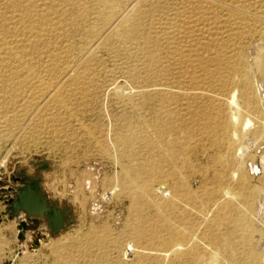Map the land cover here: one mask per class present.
<instances>
[{"label":"rangeland","instance_id":"374dc122","mask_svg":"<svg viewBox=\"0 0 264 264\" xmlns=\"http://www.w3.org/2000/svg\"><path fill=\"white\" fill-rule=\"evenodd\" d=\"M247 84L254 92L264 84V0H0V264H67L70 256V264H97L102 253L82 255L75 240L124 229L132 153L135 170L147 157L164 169L187 162L204 170L193 158L191 113L204 119L203 108L217 106L230 120L232 96L240 101ZM246 119L262 125L257 115ZM162 133L150 153L145 141ZM21 170L40 177L49 203L69 210L65 230L10 213ZM195 176L189 192L204 197L212 188ZM257 191H249L252 213ZM194 207L202 264H262L264 220L251 215L248 230L223 236L224 202ZM107 253L104 264L134 263L124 251Z\"/></svg>","mask_w":264,"mask_h":264},{"label":"bare ground","instance_id":"6f19581e","mask_svg":"<svg viewBox=\"0 0 264 264\" xmlns=\"http://www.w3.org/2000/svg\"><path fill=\"white\" fill-rule=\"evenodd\" d=\"M149 62L157 65L154 58H150ZM147 82L150 81L146 79ZM261 86L262 91L256 88L254 92L252 86L247 84L240 101L235 95L232 96L229 107L231 111L235 110V113L231 114L230 120L224 119L222 108L217 106H205L204 119L200 113H191V130L195 137H198L193 158L197 163H204L202 167L204 170L194 168L187 162L184 163L182 170L176 167L164 169L155 165L153 157H147L140 165V169L135 170L132 166L137 159V152H133L130 158L132 164L128 169L131 179L129 183L127 182L128 185L124 186L130 197L128 206L130 214L125 221L124 229L112 239L108 238V232H86L84 238L75 240L77 248L81 250L80 253L87 255L95 248L102 253L98 255L97 264L108 261L110 255L107 253L108 250L116 251L117 255L124 251V254L129 255L135 264H202L203 256L199 252L198 245L203 236L200 233L201 228L192 219L194 215H198V210L194 207L198 199H218L224 202L225 218L220 222L217 221V226L222 227L223 236L246 231L249 228L251 215H255L258 224L262 222L264 220V150L262 149L264 84ZM256 97L260 105L256 103ZM244 115L247 117L257 115L256 120L260 118L262 125H256L259 122L252 124L248 119L244 121ZM180 120V132L185 139L189 127L186 126L183 116ZM252 126L253 129H250ZM164 132L166 133V129ZM134 136L136 139L139 138L137 133ZM163 142L162 133L156 144L151 141H145L144 144L151 153ZM159 160L173 164L172 159L167 156H160ZM197 173H201L202 187L212 188L204 192V197L201 198L189 192V179L197 177L195 176ZM150 179L154 180L152 184H149ZM256 184L261 188L255 186ZM251 188L258 189L253 213L252 206L250 207L248 203ZM116 190H114L115 194ZM23 215L20 212L18 217L22 218ZM216 234L214 236H218ZM215 239V237L211 238L210 243ZM261 244L260 249L263 252L261 263L264 264V240H261ZM125 246L128 247L126 250H124ZM218 252L219 249H216L209 261L216 263ZM121 259L112 260V264H125ZM68 260L67 264H70L71 256Z\"/></svg>","mask_w":264,"mask_h":264},{"label":"water","instance_id":"95a60500","mask_svg":"<svg viewBox=\"0 0 264 264\" xmlns=\"http://www.w3.org/2000/svg\"><path fill=\"white\" fill-rule=\"evenodd\" d=\"M14 182L16 185L9 188L12 194L9 195L8 200L10 213L13 216H17L22 212L29 218L46 220L47 228L56 234L61 230H65L70 212L67 208H59L55 203L47 201L41 192L40 177L28 178L21 170L16 173Z\"/></svg>","mask_w":264,"mask_h":264},{"label":"crops","instance_id":"0c3cea01","mask_svg":"<svg viewBox=\"0 0 264 264\" xmlns=\"http://www.w3.org/2000/svg\"><path fill=\"white\" fill-rule=\"evenodd\" d=\"M25 217H27V216H25ZM29 217H27V219H28Z\"/></svg>","mask_w":264,"mask_h":264}]
</instances>
